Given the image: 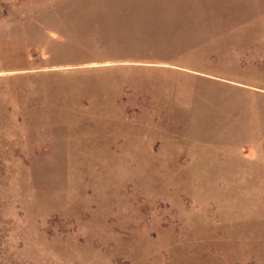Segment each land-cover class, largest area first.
<instances>
[{"label": "rangeland", "instance_id": "374dc122", "mask_svg": "<svg viewBox=\"0 0 264 264\" xmlns=\"http://www.w3.org/2000/svg\"><path fill=\"white\" fill-rule=\"evenodd\" d=\"M0 264H264V0H0Z\"/></svg>", "mask_w": 264, "mask_h": 264}]
</instances>
